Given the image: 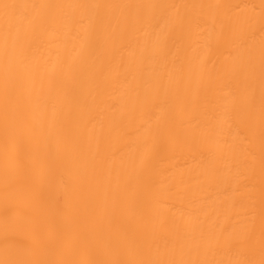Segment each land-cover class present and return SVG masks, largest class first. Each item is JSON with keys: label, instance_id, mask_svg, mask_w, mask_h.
<instances>
[{"label": "bare ground", "instance_id": "1", "mask_svg": "<svg viewBox=\"0 0 264 264\" xmlns=\"http://www.w3.org/2000/svg\"><path fill=\"white\" fill-rule=\"evenodd\" d=\"M0 264H264V0H0Z\"/></svg>", "mask_w": 264, "mask_h": 264}]
</instances>
